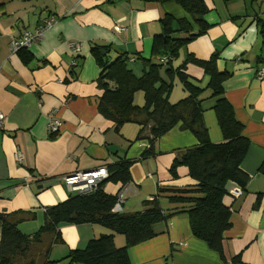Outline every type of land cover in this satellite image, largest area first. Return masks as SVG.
<instances>
[{"label": "crops", "instance_id": "obj_1", "mask_svg": "<svg viewBox=\"0 0 264 264\" xmlns=\"http://www.w3.org/2000/svg\"><path fill=\"white\" fill-rule=\"evenodd\" d=\"M203 2L209 28L180 51L172 67L181 65L186 55L207 61L215 54L217 70L228 73L223 95L249 144L240 164L249 181L244 188L227 184L223 204L230 210V227L223 233V256L226 263L239 256L244 264H264V75L257 76L264 67L257 21H264V0ZM166 16L190 20L175 2L0 0V213L22 219L17 223L22 234L36 233L43 226L45 210L74 193L61 182L63 177L133 161L131 182H107L104 193L116 197L120 213L140 211L143 201L158 195L168 218L153 226V238L128 250L131 264H223L217 253L192 236L186 214L192 204L168 200L181 190L199 197L197 182L185 167L177 168L176 178L169 174L173 159L198 144L194 135L177 125L157 140V156L141 159L148 142L137 139L139 126L127 123L116 131L114 123L97 110L101 69L92 48L108 47L111 60L125 54L130 58L128 67L140 76L143 59L159 62L166 57L152 58L154 37L160 34V21ZM51 17L52 25L27 49L29 62L10 52L14 38L42 27ZM71 43L79 45L76 53ZM184 73L199 87L207 82L203 70L193 64H186ZM175 87V97L183 99L186 95L176 80L171 94ZM141 101L136 93L134 103ZM52 118L61 127L58 134L49 135ZM203 121L210 141L222 142L214 114L203 113ZM160 189L166 192L159 193ZM120 193L121 202L117 200ZM58 232L60 242L44 235L40 244L33 245L38 264L45 252L48 260L59 261L69 251L83 249L90 240L111 233L98 224L62 225ZM113 243L121 248L125 239L114 234ZM26 258L15 264H35Z\"/></svg>", "mask_w": 264, "mask_h": 264}, {"label": "trees", "instance_id": "obj_2", "mask_svg": "<svg viewBox=\"0 0 264 264\" xmlns=\"http://www.w3.org/2000/svg\"><path fill=\"white\" fill-rule=\"evenodd\" d=\"M146 2H175L190 20L161 19V32L154 37L153 57L166 56L168 61L160 63L151 58L144 60V69L135 76L128 67L130 58L120 54L111 60L108 47H93L92 55L101 69L97 85L102 94L99 98L98 113L114 123L115 130L127 123L139 126L137 139H145L148 147L141 159L158 155L155 150L157 140L175 126L191 132L198 144L175 157L169 174L177 177V168L185 167L188 176L197 182L195 193L190 197L188 190L176 191L178 195L169 197L170 202L190 203L186 210L192 236L203 241L210 250L218 254L223 264H244L239 256L228 263L223 256V233L230 227V210L223 204L227 194V184L232 182L244 188L249 177L242 172L240 164L244 159L248 141L242 135L243 127L234 118L233 111L223 95L222 84L228 76L216 68L217 55L207 61H199L189 55L181 65L174 68L172 62L178 59L180 51L209 28L204 21L206 7L203 0H144ZM264 45V21L257 20ZM183 34L184 37H175ZM18 57L25 63L30 61L27 49H20ZM193 64L203 70L207 79L205 88L197 86L184 73L186 64ZM181 85L186 96L172 103L169 96L175 84ZM210 91L214 99L213 110L216 123L222 135V142L212 143L203 121L204 109L200 95ZM142 93L143 105L134 103L136 93ZM145 132H147L145 134ZM145 135V136H144ZM133 161L122 160L106 167L108 177L89 193H73L65 201L49 207L44 213L43 226L34 234L24 235L17 229V223L10 214L0 213V264H15L17 259L26 258L34 244H40L44 235H53L52 242H60L58 229L62 225L98 224L111 231L90 240L85 248L75 249L59 261L47 259L44 254L42 264H131L128 250L155 236L153 226L165 221L159 205L158 195L142 202V210L133 213L117 212L116 197L104 193L107 182L126 185L131 182L129 168ZM166 190H159V193ZM114 234L122 235L125 245L116 248ZM38 246V245H37ZM48 249V248H47Z\"/></svg>", "mask_w": 264, "mask_h": 264}, {"label": "built area", "instance_id": "obj_3", "mask_svg": "<svg viewBox=\"0 0 264 264\" xmlns=\"http://www.w3.org/2000/svg\"><path fill=\"white\" fill-rule=\"evenodd\" d=\"M54 19L51 17L47 20L42 27L32 31V32H24L22 35L14 38L9 45V50L12 54H16L20 49H28L34 42L40 40L43 36V33L52 25ZM116 30H119L118 28ZM71 48L73 49V53H76L79 49V45L71 43ZM168 60L167 57H163L159 59V62L164 63ZM264 75V67L260 68L257 76L261 78ZM2 120V116L0 115V122ZM61 127V122L52 118V120L48 124V132L50 134H58ZM108 177V173L106 168L99 167L90 171H78L76 173L65 176L61 179V182L74 193H89L96 189L101 181ZM119 202L123 200L122 193L119 194L117 198Z\"/></svg>", "mask_w": 264, "mask_h": 264}, {"label": "rangeland", "instance_id": "obj_4", "mask_svg": "<svg viewBox=\"0 0 264 264\" xmlns=\"http://www.w3.org/2000/svg\"><path fill=\"white\" fill-rule=\"evenodd\" d=\"M206 83L203 86L202 85H200V86L201 87H204L206 85ZM177 87H179V89H181L180 86H177ZM177 89L178 88L175 87V90H174L173 94H170V96H169V101L172 102V103H175V102H177V100L181 99L180 97H178L179 99L175 97V94L174 93H175V91H178ZM137 94L139 95V97H142V93L141 92H138ZM184 95H186L185 92H184ZM199 98L202 100V105L201 106L205 110L204 111V114H205V112L208 113V114L211 113V115L213 117L214 112H213V110H211V107L214 105V99L211 98L210 91L209 90H205L200 95ZM142 105H143V101H141L140 105H138V106H142ZM217 127H218V125H217ZM49 135H54V133L53 134H50L49 133ZM26 260H32V262H34L35 264H38L37 261H39V257L37 255V251L36 250L31 251V254L28 255V257L26 258Z\"/></svg>", "mask_w": 264, "mask_h": 264}, {"label": "bare ground", "instance_id": "obj_5", "mask_svg": "<svg viewBox=\"0 0 264 264\" xmlns=\"http://www.w3.org/2000/svg\"><path fill=\"white\" fill-rule=\"evenodd\" d=\"M258 80H260V79H258Z\"/></svg>", "mask_w": 264, "mask_h": 264}]
</instances>
